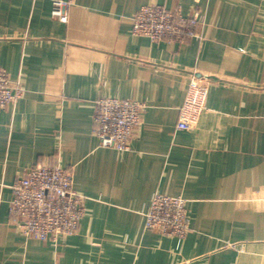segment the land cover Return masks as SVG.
Listing matches in <instances>:
<instances>
[{"label":"crops","instance_id":"crops-1","mask_svg":"<svg viewBox=\"0 0 264 264\" xmlns=\"http://www.w3.org/2000/svg\"><path fill=\"white\" fill-rule=\"evenodd\" d=\"M198 13V37L133 35L145 4ZM0 0V67L23 94L0 109V264H264V0ZM196 125L175 127L189 78ZM136 99L127 150L98 145V97ZM85 196L76 233L39 240L9 213L11 184L56 164ZM257 190V193L252 191ZM186 199L184 238L144 227L153 192Z\"/></svg>","mask_w":264,"mask_h":264},{"label":"built area","instance_id":"built-area-1","mask_svg":"<svg viewBox=\"0 0 264 264\" xmlns=\"http://www.w3.org/2000/svg\"><path fill=\"white\" fill-rule=\"evenodd\" d=\"M74 0H51L50 14L67 20L68 8ZM198 13L184 15L180 8L161 4L140 6L132 17L131 32L152 41L181 44L198 37ZM19 79H11L0 67V109L13 104L23 94ZM208 94L206 78L191 76L184 99L178 109L177 129L196 125L205 109ZM143 104L130 98L102 96L94 102L93 133L98 145L116 150H127L138 128ZM9 213L18 217L21 233L39 240H56L76 233L84 214L85 196L73 188L70 171L56 164L30 167L10 186ZM257 190L252 193H257ZM144 227L178 240L189 230L186 199L155 191L143 213Z\"/></svg>","mask_w":264,"mask_h":264}]
</instances>
